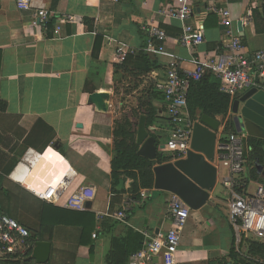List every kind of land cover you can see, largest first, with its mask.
<instances>
[{
  "label": "crops",
  "instance_id": "obj_1",
  "mask_svg": "<svg viewBox=\"0 0 264 264\" xmlns=\"http://www.w3.org/2000/svg\"><path fill=\"white\" fill-rule=\"evenodd\" d=\"M172 1L39 0L54 17L47 28H34L32 13L19 10L16 0H0V103L6 104V110L0 111V185L3 191L19 195L21 202L14 209L21 225L33 231H39L43 222L56 225L52 241H43L52 244L47 264H135L132 256L126 258L127 247H136V238L130 237V231L142 236L144 246V231L158 235L171 227L168 205L172 194L153 188L141 189L133 196L134 181L129 178L124 182L122 200L114 213L110 212L114 129L120 120L115 106L126 103L136 108L139 99L147 101L151 85L166 75L172 60L179 62L182 71L191 72L196 67V55L203 59L228 53L224 45L226 28L219 19L217 24L209 19L211 5L218 3L230 9L232 29L241 36L246 54L264 50V35L257 34L254 19L250 25L242 23V33L238 30L252 0H194L193 14L187 22L164 13ZM64 15L74 16L76 23L64 25L57 34L55 17ZM185 24L204 30L203 45L188 49L181 44ZM153 26L167 33L162 52L148 49L153 41ZM99 37L103 41L96 59ZM143 53L162 69L146 74L143 64L139 62L137 67L135 61ZM128 58L131 60L123 69L116 68ZM247 91L239 93L236 100ZM95 93L106 95L101 102L104 110L91 101ZM154 106L161 117L168 119L163 98ZM230 115L234 117L232 111ZM128 117L138 127L140 118ZM216 120L221 123L220 140L224 120ZM157 131L164 133L157 136V141L166 146L169 130ZM244 135L247 139L252 136L249 132ZM29 151L40 154L39 162L50 159L68 164L69 168L63 165L57 180L59 183L65 175L71 176L61 205L47 203L34 193L55 186L57 177L45 180L46 185L39 190L28 189L16 179L24 173V158ZM162 152L171 155L167 149L159 150ZM215 165L218 185L206 206L192 210L177 253L178 264H231L233 231L227 208L230 193L222 187L226 171L223 169L222 175V168ZM52 172L59 175L58 169ZM261 176L264 178V170ZM86 186L97 189L91 208L84 212L66 209L63 205L67 197ZM258 187L251 184L248 195L255 194ZM126 203H130L126 221L111 217ZM126 237L129 243L122 240ZM114 239L121 241L118 249L113 247Z\"/></svg>",
  "mask_w": 264,
  "mask_h": 264
},
{
  "label": "built area",
  "instance_id": "obj_2",
  "mask_svg": "<svg viewBox=\"0 0 264 264\" xmlns=\"http://www.w3.org/2000/svg\"><path fill=\"white\" fill-rule=\"evenodd\" d=\"M112 1L118 3L120 0ZM193 2L194 0H173L164 13L187 22L193 14ZM16 4L19 10L32 13V27L47 28L52 24L54 17L52 11L39 0H16ZM263 6L264 0H252L247 17L242 20L243 25L252 24L254 9ZM208 11L216 15L221 25L226 28L224 45L228 53L203 59L196 55L194 59L196 67L191 72L182 71L179 62L172 60L167 64L166 75L155 84L156 89L163 94L166 104L167 116L171 124L166 147L175 161L185 159L191 150L194 125L197 122L192 119L188 110V94L192 82L199 81L211 71L220 81L221 91L233 98L254 87L264 91V50L251 55L244 52L241 36L232 29L234 21L229 8L215 3L208 8ZM55 19L57 34L61 33L64 25L76 23V18L70 15ZM150 34L153 41L149 43L148 49L164 51L163 44L168 39L167 33L153 26ZM204 42L205 35L201 27L184 25L181 38L184 47L194 49ZM156 43H160L161 46L157 47ZM257 77L258 82H256ZM246 139V135L241 133L232 136L225 143L219 140L216 163L226 171L222 185L230 193L227 207L228 220L234 229L236 240L242 242L244 235L247 239L254 237L255 240L264 242V186H259L255 194L247 197L239 193L244 186L242 176L246 166L244 149ZM40 157V154L29 151L24 158V169H32ZM70 180L71 176L67 174L56 186H49L43 191H34V193L47 203L61 205L60 201L66 196ZM96 198L97 189L86 186L67 197L63 206L71 211L84 212L87 204L95 201ZM130 203H126L122 210L111 217L118 221H126L130 213ZM168 210L171 227L164 234L152 235L147 231L142 233L145 242L143 248L132 255L135 264H178L177 253L183 231L191 218L192 209L181 198L172 194ZM99 219L103 220L101 216ZM29 238L30 232L26 227L6 215H0V258L25 256L30 249Z\"/></svg>",
  "mask_w": 264,
  "mask_h": 264
},
{
  "label": "trees",
  "instance_id": "obj_3",
  "mask_svg": "<svg viewBox=\"0 0 264 264\" xmlns=\"http://www.w3.org/2000/svg\"><path fill=\"white\" fill-rule=\"evenodd\" d=\"M253 18L257 34L264 35V6L260 9H254ZM209 19L214 20L216 24L218 22L216 15L211 14ZM102 41L103 40L100 37L97 39L94 51V57L96 59L99 56L102 47ZM139 56V60L135 61L136 66L140 67V65L138 66L139 62L141 65L143 64L145 66L144 71L146 74L162 69V67L158 65L157 62L151 61L147 54L143 53ZM130 60L131 58H128L124 65L116 66V68L123 69ZM220 88V81L216 79L211 71H208L202 79L191 83L188 94V110L194 121H198L202 115H207L213 119L222 117L224 120V129L221 134L220 142L225 143L232 136L238 135L233 116L230 115L236 97L233 98L227 94H224ZM162 98L164 100L163 94L156 89V86L153 83L149 90V98L147 101L139 99L137 107L132 109L133 117L138 119L141 116H146L147 129L150 134L156 138L159 135H164L163 132H159L157 130L160 129V131L168 132V130L171 129L170 120L161 117L160 113L154 106V103L156 101L162 100ZM5 110L6 104L0 103V111ZM152 128H155V130ZM137 129L138 127H136L135 124L130 121L128 116L115 122L114 157L111 162V213H114L115 206L120 202V200H122L121 195L123 192H125L124 182L126 178L133 179L134 184L132 186V193L133 196H137V193H139L141 189L154 188V168L156 166L174 160V156L172 154L167 155L164 152L158 153V158L156 161H150L139 156L138 151L140 147L137 144ZM157 145H160L158 141ZM246 149V174L245 177H243L244 186L239 191V193L244 197H247V191L251 184L264 186V178L261 176V171L264 170V139L256 138L254 136L249 137L246 139ZM1 181L2 179H0V182ZM3 190L4 189L1 184L0 192H2V194H0V214H7L10 218L20 223L14 209V207L19 205L21 202L19 195L17 193H11L7 190ZM64 217L68 219L69 216L64 214ZM26 228L30 232V238L28 239L30 249L27 254L20 258L0 259V264H37L32 257L33 248L37 242L52 241L56 225H49L43 222L39 231H33L28 227ZM232 231L233 243L229 257L230 263L264 264V242L247 239L243 236L240 249H238L236 246V235L233 228ZM131 236H133L134 239L136 238V247L134 249H129L127 247V259L140 251L143 246L142 236L130 231V237ZM82 239L81 243H83ZM122 240L126 243H129L127 242V237ZM113 241L114 249H118L121 241H116V239ZM242 247L245 249L244 252H242ZM123 264H125V261Z\"/></svg>",
  "mask_w": 264,
  "mask_h": 264
},
{
  "label": "water",
  "instance_id": "obj_4",
  "mask_svg": "<svg viewBox=\"0 0 264 264\" xmlns=\"http://www.w3.org/2000/svg\"><path fill=\"white\" fill-rule=\"evenodd\" d=\"M242 22L238 24L239 32H243ZM258 77L256 82H258ZM103 93H95L91 101L99 110H104ZM233 120L237 133L249 132L252 136L264 139V91L256 87L249 89L232 106ZM81 127V125L79 126ZM220 121L207 115L194 125L191 150L187 157L174 160L154 168V188L157 191L168 192L181 198L193 211H199L210 202L211 193L218 185V168L216 167V149L219 142ZM139 156L156 161L159 150H165V145H157V138L150 136L147 129V118L141 116L137 130ZM247 155L246 141L244 142ZM63 153V151H62ZM91 203L87 208H91ZM52 244L37 242L32 257L37 264H47L50 261Z\"/></svg>",
  "mask_w": 264,
  "mask_h": 264
},
{
  "label": "bare ground",
  "instance_id": "obj_5",
  "mask_svg": "<svg viewBox=\"0 0 264 264\" xmlns=\"http://www.w3.org/2000/svg\"><path fill=\"white\" fill-rule=\"evenodd\" d=\"M47 157H49V156H47ZM64 163H65V161H64ZM66 164L67 163L62 164V162H61V164L60 163H56L55 161L51 162L50 159H48V160L47 159H43L41 162H39V161H38V163L35 162V164H34L35 168H33L34 171L32 173H31V170H28L27 168H25L24 169V173L19 175V176H16V179L19 182L23 183V185L25 187H27L28 189H32V190H34V189L35 190H39L38 187L46 185V181L50 182V181H52L53 178H56V177H57L56 182L53 185H55V184L57 185V183H58L57 180L59 179V176L61 174L60 171L61 172L63 171V167L64 166L69 168L68 164L67 165ZM20 165H22V164H20ZM18 169H20V168H18ZM55 169L59 170V175L58 174H54L52 172ZM18 173H19V171H18ZM14 175H16V174H14Z\"/></svg>",
  "mask_w": 264,
  "mask_h": 264
},
{
  "label": "rangeland",
  "instance_id": "obj_6",
  "mask_svg": "<svg viewBox=\"0 0 264 264\" xmlns=\"http://www.w3.org/2000/svg\"><path fill=\"white\" fill-rule=\"evenodd\" d=\"M134 107L126 104V103H123V104H116L115 106V110L117 112V114L120 116V120H122L124 117L128 116L129 114L132 115V109ZM224 174V170L222 169V175ZM244 176H242L243 178ZM223 187V186H222ZM221 188V186H220ZM256 187H253V191L255 190ZM244 236V235H243ZM242 236V238H243ZM245 237V236H244ZM249 239H254V237H249ZM240 245H241V242L239 243L237 240H236V246L238 249H240ZM244 247H242V252H244Z\"/></svg>",
  "mask_w": 264,
  "mask_h": 264
}]
</instances>
